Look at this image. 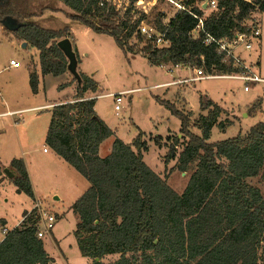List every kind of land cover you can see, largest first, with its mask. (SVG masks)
Returning <instances> with one entry per match:
<instances>
[{"label":"trees","instance_id":"obj_1","mask_svg":"<svg viewBox=\"0 0 264 264\" xmlns=\"http://www.w3.org/2000/svg\"><path fill=\"white\" fill-rule=\"evenodd\" d=\"M50 0H0V25L6 19L15 28L6 29L17 41L38 52L41 76H60L68 61L57 42L68 39V26L52 30L34 22L49 9ZM71 11L70 20L94 33L111 37L123 54L142 55L155 66L201 68L207 75L238 72L230 57L205 45V34L193 38L197 17H203L206 33L230 40L252 13L264 15V0H217L216 8L204 15L195 0H172L178 9L166 20L155 9L139 11L144 0H51ZM152 25L169 41L157 47L137 31L142 23ZM77 59V50L72 45ZM77 72L76 94L71 101L54 105L45 135V144L71 166L88 188L71 205L78 222L73 231L80 255L90 264H264V196L247 179L264 176V122L244 134L210 142L211 130L225 126L218 122L223 109L204 97L201 114H189L155 96L180 120V135L168 145L165 162L175 160L171 170L189 174L185 189L176 193L143 161L147 143L139 132L130 142L114 138L110 153L99 157V146L114 136L95 111L98 84ZM39 77L30 72L29 84L37 93ZM65 83L59 88L67 86ZM205 112V114H202ZM160 146V137L154 138ZM180 151L177 153V150ZM11 182L17 194L33 198L31 182L22 159L10 161ZM2 172L0 171V177ZM36 210L24 212L19 226L8 230L0 242V264H54L36 236ZM108 256L113 262L104 263ZM98 259V261H95Z\"/></svg>","mask_w":264,"mask_h":264},{"label":"rangeland","instance_id":"obj_2","mask_svg":"<svg viewBox=\"0 0 264 264\" xmlns=\"http://www.w3.org/2000/svg\"><path fill=\"white\" fill-rule=\"evenodd\" d=\"M203 0H195L198 5ZM177 4H179L177 2ZM49 9L36 16V24L52 30L68 26L71 41L76 48L79 63L78 71L91 77L99 86L96 94L86 96L96 97L116 91L135 89L122 96L120 111L115 115L114 101L111 97H96L95 111L99 118L114 131V136L107 138L100 146L98 155L106 157L111 149L114 138L130 143L139 132L148 149L143 153L144 163L178 194L186 187L189 174L171 170L175 160L165 162V155L171 140L167 137L180 135V120L170 109L159 104V99L167 100L178 110L189 114L191 120L196 119L202 97L217 103L223 112L218 122L225 129L218 127L211 130L210 142H217L244 134L258 122H264V82L248 84L234 79L212 78L185 84L172 83L163 88L156 85L172 81L175 77H191L193 69L176 67L169 72L170 65L155 66L142 55L123 54L114 40L106 35L94 33L88 28L69 19L71 11L56 1H46ZM139 11L155 9L169 19L178 8L168 0H144L138 3ZM210 11H205L208 15ZM261 35L252 41L253 48L241 55L253 65L254 72L264 79V15H260ZM13 59L20 67L9 66ZM29 60L28 68L23 64ZM38 52L17 41L3 24L0 25V112L16 110L43 103L71 101L76 94V82L70 73L60 76H39L40 95L35 96L27 81L28 70L36 72L38 67ZM22 74V76H21ZM18 75V76H17ZM194 76V75H193ZM69 83L67 86H59ZM164 86V85H163ZM117 93V92H116ZM50 111L48 108L34 111L7 113L0 116V171L3 174L13 159H22L28 176L31 178L37 194L43 196L42 208L51 212L56 221L49 235L44 237V247L54 259V264H90L91 260L80 255L73 235L77 215L70 208L74 196L71 188H67L70 176H75L84 182L71 166L58 160L56 164L49 163L54 156L45 144L44 135L47 132ZM205 114V112H202ZM160 137V146L154 143V138ZM43 149L46 151L43 152ZM180 148L177 150V153ZM264 175V170L261 172ZM29 178V180H30ZM248 184L259 188L264 196V176L247 179ZM79 189V188H78ZM59 197L60 201H55ZM32 199L25 194H17L15 186L6 177L0 184V218L7 220L10 228L19 226L24 212L29 210ZM49 206V207H47ZM2 228V227H0ZM50 234L55 245L50 240ZM2 235L0 234V239ZM116 256H108L104 263L113 262Z\"/></svg>","mask_w":264,"mask_h":264},{"label":"built area","instance_id":"obj_3","mask_svg":"<svg viewBox=\"0 0 264 264\" xmlns=\"http://www.w3.org/2000/svg\"><path fill=\"white\" fill-rule=\"evenodd\" d=\"M168 1L174 4L178 9L186 10L187 12H189V10L173 2L172 0H168ZM251 1L252 0H249L247 2H251ZM200 4L201 5L199 6L202 9L205 7V9H203L204 11L209 10L211 12L216 8L217 0H203ZM189 13L198 21L197 26L191 32L192 37L198 38L201 33H204L205 36L203 39V43L205 45H210V46L213 45L218 53L224 54L226 57H230L232 59L233 66L235 68H238L239 71L231 74L214 76V75L205 74L201 68H194L193 69L194 76L180 80L178 83H189V82L201 81L212 78L234 79L244 82L245 85L243 89L244 91H248L249 89L248 84H256V83L264 82V79L259 77L254 72L253 65H251L246 60H244V58L241 55L242 53L241 51L247 53L250 50H252L253 48L252 41L257 40L261 35L260 14L252 13L250 15V18L244 24L245 31L236 32L233 38L230 40H225V39L219 40L205 32L203 26V22H204L203 17H197L193 13L191 12ZM137 31L140 33L141 36L145 37V39L154 41L157 47H167L169 45V41L165 39L164 34L158 33L152 25L142 22L138 26ZM9 66L13 68H18L20 67V63L15 60H10ZM170 71L172 72L171 68L169 69V72ZM134 91L135 90L121 91L117 93H109L106 95H100L96 97L97 98L103 96L111 97L114 101L115 115H118V111H120L121 109L120 104L122 101V96ZM96 97H90V98H96ZM33 210H36L38 217V221L36 223V236L39 239H43L44 237L49 235V232L53 228L56 218L51 212L43 209L40 202H35L33 206ZM7 231L8 229L6 228H0V234L2 235V237L6 235Z\"/></svg>","mask_w":264,"mask_h":264},{"label":"crops","instance_id":"obj_4","mask_svg":"<svg viewBox=\"0 0 264 264\" xmlns=\"http://www.w3.org/2000/svg\"><path fill=\"white\" fill-rule=\"evenodd\" d=\"M172 17V16H171ZM247 56H249V55H246V54H242V57L243 58H247ZM11 60H13V59H11ZM245 60V59H244ZM29 60L28 61H24L23 62V64L28 68V66H29ZM172 69V72L175 70V69H180V68H175V67H173V68H171ZM185 69H189V68H185ZM190 70V69H189ZM29 72V74H30V70H28ZM192 73V75H191V77L194 75V72L193 71H191ZM36 73L38 74V77L39 76H41V74H40V70H39V63H38V67L36 68ZM29 74H28V76H27V81L29 80ZM18 76V75H17ZM21 76H22V74H21ZM47 76V75H46ZM45 77V76H44ZM186 78H190V77H184L183 76V78H182V76L181 77H174L173 79H172V81H170V82H166V83H161V84H158V85H156V87L157 86H159V87H165V88H167V87H169L168 85H170V84H174V83H176V84H185V83H178L180 80H183V79H186ZM164 85V86H163ZM132 90H135V89H131V90H123V91H132ZM116 92H120V91H116ZM116 92H112V93H116ZM40 93H41V91H40V89H39V85H38V90H37V94L35 95V96H38V95H40ZM64 102H67V101H65V100H62V102L61 103H64ZM60 103V101H58V102H52V103H43V104H38V105H32V106H30V107H23V108H20V109H16V110H8V111H3V112H0V116L1 115H5V114H7V113H16V112H18V113H20V112H23V111H34V110H40V109H43V108H48L49 110H51V108L54 106V105H56V104H59ZM45 135H46V133H45ZM45 135H44V138H45ZM111 146H112V144H111ZM111 150V149H110ZM46 150L45 149H43V152H45ZM110 153V152H109ZM58 160H61L55 153H54V156L53 157H51L50 158V160H49V163H52V164H56L57 162H58ZM9 169V168H8ZM71 178H70V181L69 182H67L68 184L67 185H69V186H67V188H68V190H69V188H71V194L74 196V198H73V202H72V204L85 192V190L88 188V186H85V184H84V182L83 181H81L80 179H78L77 177H73V176H70ZM6 178V176L4 175V174H2V176L0 177V184L2 183V181L4 180ZM30 178V177H29ZM10 181H11V179L10 178H8ZM30 182H31V187H32V191H33V198H32V201H31V206H30V208H29V210H27V212H30L32 209H33V206H34V204H35V202H40L41 203V205L43 204V199H44V195L43 196H41V195H39V194H37V192H36V190H35V187H34V184H33V182H32V180H31V178H30ZM79 188V189H78ZM15 191H16V188H15ZM54 199H55V201H60V198L59 197H54ZM71 204V205H72ZM47 207H49V206H47ZM71 207V206H70ZM26 212V211H25ZM56 216V215H55ZM22 219H23V216H22V218H21V221H22ZM21 221H20V223H21ZM77 224V223H76ZM20 225V224H19ZM0 227H2V228H6V229H8V230H11V229H13V227L12 228H10L9 227V224H8V222H7V220L6 219H4V218H0ZM3 238V237H2ZM2 238L0 239V242H1V240H2ZM44 239V238H43ZM42 239V241H43V245H44V240ZM50 240H51V242L53 243V245H55V248L57 249V247H56V244H55V241L53 240V237H52V235L50 234ZM44 249H45V247H44ZM46 251V250H45ZM47 252V251H46ZM47 254L49 255V253L47 252ZM49 257H51L50 255H49ZM52 259H53V257H51ZM53 261H54V259H53Z\"/></svg>","mask_w":264,"mask_h":264},{"label":"water","instance_id":"obj_5","mask_svg":"<svg viewBox=\"0 0 264 264\" xmlns=\"http://www.w3.org/2000/svg\"><path fill=\"white\" fill-rule=\"evenodd\" d=\"M244 1H249V0H244ZM203 9H205V7ZM2 24L8 30H12L15 28L14 22L11 19L4 20L2 22ZM25 44L26 43H23V47L25 46ZM57 46L60 49V51L64 54V56L66 57V59L68 61V65H67L68 73H70L72 75V77L76 79V82L79 84L80 83V77H79V74L77 72V59H76L75 53L72 49V45H71L70 41L68 39H62V40L57 42ZM3 174L7 178H10V179L13 178V176H14V174L9 169H5L3 171ZM95 261H98V259H95Z\"/></svg>","mask_w":264,"mask_h":264}]
</instances>
